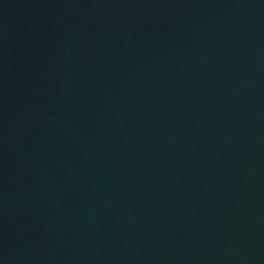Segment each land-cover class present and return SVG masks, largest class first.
<instances>
[{
  "label": "water",
  "instance_id": "1",
  "mask_svg": "<svg viewBox=\"0 0 264 264\" xmlns=\"http://www.w3.org/2000/svg\"><path fill=\"white\" fill-rule=\"evenodd\" d=\"M0 264H264V0H0Z\"/></svg>",
  "mask_w": 264,
  "mask_h": 264
}]
</instances>
